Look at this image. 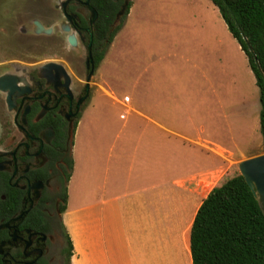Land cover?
I'll return each instance as SVG.
<instances>
[{"label": "rangeland", "instance_id": "374dc122", "mask_svg": "<svg viewBox=\"0 0 264 264\" xmlns=\"http://www.w3.org/2000/svg\"><path fill=\"white\" fill-rule=\"evenodd\" d=\"M205 5L217 10L213 16L216 21ZM51 11V0H0V72L12 62L46 61L69 52L66 42L63 49L58 38L32 33V18H45ZM121 32L117 47L123 56L116 61L110 58L109 66L102 62L94 81L113 79L112 87L124 104L102 97L95 86L94 96L81 116L76 140L74 132L70 178L75 146L81 169L77 179L70 184L69 178L65 188L73 202L80 194L87 162L97 159L91 144L95 134H100L97 131L110 127L104 138V144H109L116 129L147 124L125 105L131 95L142 107L143 93L147 94L150 103L164 112L166 123L182 132L192 136L204 132L215 139L216 172L211 183L200 189L203 196L239 174L241 161L264 154L256 78L211 0H132L116 36ZM182 149L178 157L186 163L190 155L186 147ZM168 154L171 158L170 149ZM102 155L101 159L105 153ZM197 155V161L194 155L190 159L192 168L211 166L212 161L201 158V150Z\"/></svg>", "mask_w": 264, "mask_h": 264}, {"label": "flooded vegetation", "instance_id": "af4514ba", "mask_svg": "<svg viewBox=\"0 0 264 264\" xmlns=\"http://www.w3.org/2000/svg\"><path fill=\"white\" fill-rule=\"evenodd\" d=\"M126 1L51 0V13L32 18V33L58 38L63 49L66 42L69 52L0 72V264H72L62 209L74 132ZM35 21L52 33L37 34Z\"/></svg>", "mask_w": 264, "mask_h": 264}, {"label": "crops", "instance_id": "0c3cea01", "mask_svg": "<svg viewBox=\"0 0 264 264\" xmlns=\"http://www.w3.org/2000/svg\"><path fill=\"white\" fill-rule=\"evenodd\" d=\"M206 9L210 17L217 13L212 6ZM122 32L113 40L102 65L109 66L110 58L116 61L123 56L117 47ZM107 80L96 83L102 97L124 104L112 87L114 80ZM128 100L125 105L131 114L147 124L116 129L109 144H104V138L110 127L98 130L100 134L91 143L97 159L86 164L78 203L68 196L63 222L74 245L72 264H193L191 229L213 189L200 194L216 172L215 139L204 132L188 135L166 123L164 112L150 103L147 94L143 93L142 107L134 103L133 95ZM81 120L75 140L80 136ZM183 146L196 161L201 150V158L212 161L211 166L200 170L192 168L190 159L183 163L178 157ZM74 157L70 184L81 169L77 146Z\"/></svg>", "mask_w": 264, "mask_h": 264}, {"label": "trees", "instance_id": "16d2710c", "mask_svg": "<svg viewBox=\"0 0 264 264\" xmlns=\"http://www.w3.org/2000/svg\"><path fill=\"white\" fill-rule=\"evenodd\" d=\"M211 1L247 56L256 78L264 144V0ZM119 29L98 54L97 65L105 59ZM67 200L66 193L63 213ZM64 229L72 257L73 241L65 225ZM190 246L193 264H264V211L240 173L214 187L204 199L191 229Z\"/></svg>", "mask_w": 264, "mask_h": 264}, {"label": "water", "instance_id": "95a60500", "mask_svg": "<svg viewBox=\"0 0 264 264\" xmlns=\"http://www.w3.org/2000/svg\"><path fill=\"white\" fill-rule=\"evenodd\" d=\"M129 1L127 0L120 12L117 15V20L115 24H119L121 18L125 15ZM35 31L37 34L46 33L51 34L52 29H46L39 21H35ZM74 44L75 41L71 40ZM240 174L245 178L247 184L252 190L254 196L261 203L262 209L264 211V154L245 159L239 163Z\"/></svg>", "mask_w": 264, "mask_h": 264}]
</instances>
